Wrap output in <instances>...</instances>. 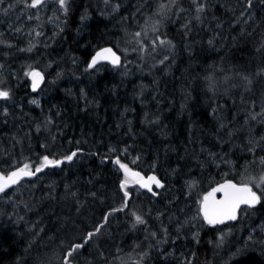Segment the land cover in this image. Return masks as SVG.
Listing matches in <instances>:
<instances>
[{"label":"trees","instance_id":"obj_1","mask_svg":"<svg viewBox=\"0 0 264 264\" xmlns=\"http://www.w3.org/2000/svg\"><path fill=\"white\" fill-rule=\"evenodd\" d=\"M31 2L0 4V174L63 163L0 193V264H64L88 233L70 264H264V0H56L34 30ZM105 46L120 64L89 68ZM225 182L260 202L209 225Z\"/></svg>","mask_w":264,"mask_h":264},{"label":"snow or ice","instance_id":"obj_2","mask_svg":"<svg viewBox=\"0 0 264 264\" xmlns=\"http://www.w3.org/2000/svg\"><path fill=\"white\" fill-rule=\"evenodd\" d=\"M3 3V0H0V4ZM44 3V0H32V2L28 5L29 7H38ZM59 3L62 8L66 10V0H59ZM251 6V0H249V7ZM197 11H203V4L197 9ZM137 36L140 33H136ZM160 44H164V40L159 41ZM155 43V41L153 42ZM31 49H29L30 51ZM100 59L109 60L113 65H119L120 57L117 56L112 49L106 48L101 52L97 53L95 57H93L91 63L89 64V68H92L96 65V63ZM32 79V89L33 91L39 86V84L43 81V75L39 71H30L26 73ZM9 92L0 90V99H9ZM33 104H37L36 100L31 101ZM76 152H73L71 155L66 156L64 159L67 161H71L74 156H76ZM63 163L62 160H49L47 156L43 157L42 162L38 167L33 171L31 166L28 164H24L23 167L18 168L16 171L10 172L7 176L0 174V193H3L8 187L17 184L19 180L24 176H33L36 173L42 171L43 168L54 165L58 166ZM117 164H120L119 159L116 160ZM120 167L125 170V172H129L127 165L120 164ZM133 176L139 177V173H132ZM264 182V178L262 181ZM137 183H140L142 187L147 188L149 192H152V184H155L158 188H163L164 185L161 183L156 176H150L145 181L143 178L137 180ZM127 184V180L121 187L124 188ZM220 192L223 193V199L216 201L214 198L215 193ZM153 195H157V193L153 192ZM264 195V193H261ZM261 195H257L255 191L252 190L248 185H244L242 187H237V185L232 183H225L217 188H214L212 192L208 193V195L203 197L201 211L203 212V218L209 225H216L219 223H223L224 220H235L237 218V211L240 206L247 205L248 207H254L256 204L260 202ZM125 196H128V193L125 192ZM211 201V202H210ZM126 206V205H125ZM135 215V214H134ZM135 221L137 224H144L145 221L140 215H135ZM102 227V225L100 226ZM100 227H97L96 232L100 231ZM94 235V233H88L87 238L83 243L72 244L69 250L66 253V258L64 264H70V258L73 256V253L77 252L79 249L84 247V244L87 243L89 239ZM155 235V233H153Z\"/></svg>","mask_w":264,"mask_h":264},{"label":"water","instance_id":"obj_3","mask_svg":"<svg viewBox=\"0 0 264 264\" xmlns=\"http://www.w3.org/2000/svg\"><path fill=\"white\" fill-rule=\"evenodd\" d=\"M106 48H110V49H112V51L117 55V56H119L120 57V55L112 48V47H110V46H105V47H102V48H100V49H98V50H96L95 52H94V54L91 56V58H90V61H89V64L91 63V61H92V59H93V57H95L96 56V54L97 53H99V52H101L103 49H106ZM121 59V58H120ZM102 62H110L109 60H106V59H100L97 63H96V65H98V64H100V63H102ZM111 63V62H110ZM112 64V63H111ZM120 64V63H119ZM95 65V66H96ZM94 66V67H95ZM115 66H117V65H115ZM93 68V67H92ZM36 71H39L40 73H42V75H43V81L39 84V86L36 88V90L35 91H33V89H32V79H31V83H30V88H31V90L33 91V92H37L42 86H43V83H44V80H45V74H44V71L43 70H40V69H38V70H36ZM123 169V168H122ZM130 171L129 172H127V174L128 175H130L131 177H133V178H135V179H137V180H139L140 178H143V180H147L148 179V177H150V176H156L157 177V179H159L160 181H161V183L164 185V181L163 180H161V178L157 175V174H155V173H151V174H149V175H142V174H140V172L139 171H136V170H132V169H130V168H128ZM124 170V169H123ZM16 171V170H15ZM125 171V170H124ZM132 173H139V177H136V176H133L132 175ZM5 176H7V175H5ZM34 176V175H33ZM24 177H32V176H24ZM24 177H22V178H24ZM21 178V179H22ZM225 183H229V182H225ZM225 183H222V184H220V185H218L217 187H219V186H221V185H223V184H225ZM230 183H232V184H235V185H237V187H242V186H244V185H248V184H246V183H235V182H230ZM140 186H141V184L140 183H138ZM156 185L155 184H152L151 185V187H152V192H154V187H155ZM249 187H251L250 185H248ZM142 187V186H141ZM216 187V188H217ZM143 189H145V190H148L147 188H144V187H142ZM252 188V187H251ZM252 190H253V188H252ZM254 191V190H253ZM213 199H215L216 201H219V200H221V199H223V193H220V192H217V193H215V196H214V198ZM211 202V201H210ZM243 206H245V205H241L240 206V208L238 209V211H237V216H238V214H239V212H240V210H241V208L243 207ZM202 207V206H201ZM201 213H202V215H203V212L201 211ZM236 220V219H235ZM235 220H224V222L223 223H219V224H227V223H230V222H233V221H235Z\"/></svg>","mask_w":264,"mask_h":264},{"label":"rangeland","instance_id":"obj_4","mask_svg":"<svg viewBox=\"0 0 264 264\" xmlns=\"http://www.w3.org/2000/svg\"><path fill=\"white\" fill-rule=\"evenodd\" d=\"M54 1H56V0H44V3L37 7V18H36L37 20L35 19V20H33L31 22V25H30V29L31 30L36 29L39 24H42L44 22L43 20H44L46 14L43 12L44 11L43 8H45L47 6V4H49V2H52L53 3ZM57 1L59 2V0H57ZM52 11L53 10L51 8V13L48 16V20H49V24H50L49 26H52L53 24H56V22H59V23L61 22L60 19L55 18L54 12H52ZM25 13H26L25 12V9L24 10L22 9L19 12V14L21 15V17H23L22 15H24ZM38 18H41V20H38ZM26 19H31V17L30 16H29V18L26 17Z\"/></svg>","mask_w":264,"mask_h":264},{"label":"flooded vegetation","instance_id":"obj_5","mask_svg":"<svg viewBox=\"0 0 264 264\" xmlns=\"http://www.w3.org/2000/svg\"><path fill=\"white\" fill-rule=\"evenodd\" d=\"M137 180V179H136Z\"/></svg>","mask_w":264,"mask_h":264}]
</instances>
